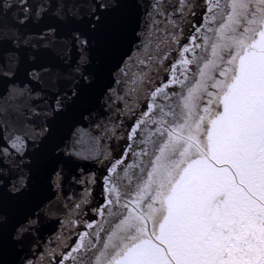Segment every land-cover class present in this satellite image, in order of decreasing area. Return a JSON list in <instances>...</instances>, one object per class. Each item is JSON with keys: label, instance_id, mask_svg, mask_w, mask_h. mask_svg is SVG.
Instances as JSON below:
<instances>
[{"label": "snow or ice", "instance_id": "obj_1", "mask_svg": "<svg viewBox=\"0 0 264 264\" xmlns=\"http://www.w3.org/2000/svg\"><path fill=\"white\" fill-rule=\"evenodd\" d=\"M0 264H264V0H0Z\"/></svg>", "mask_w": 264, "mask_h": 264}]
</instances>
